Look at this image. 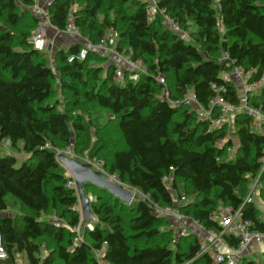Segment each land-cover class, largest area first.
I'll list each match as a JSON object with an SVG mask.
<instances>
[{"label":"trees","instance_id":"16d2710c","mask_svg":"<svg viewBox=\"0 0 264 264\" xmlns=\"http://www.w3.org/2000/svg\"><path fill=\"white\" fill-rule=\"evenodd\" d=\"M35 2L0 0V137L13 147L22 141L27 156L18 166L17 156L0 147V235L8 253L0 264H18L19 253L27 264H101L97 251L105 242L108 264H217L216 250L204 251L197 234L173 242V219L156 211L174 205L232 247L240 237L222 233L221 207L241 210L252 230L264 232L263 210L246 202L255 180L264 198V134L255 129L256 116L236 115V145L230 122L213 126L218 110L203 118L184 102L193 92L208 107L216 83L227 99L241 103L225 76L236 66L254 70L250 81L264 72V0H219V9L215 0H159L180 30L160 15L150 17L144 0H41L60 31L70 16L92 43L113 28L118 52L146 67L137 78L126 71L123 81L114 79L118 66L106 65L102 51L70 61L81 42L58 48L52 59L31 42L39 22L31 10ZM160 74L165 84L156 79ZM248 104L264 113V87ZM100 110L103 125L96 122L100 116L92 118ZM113 124L115 130L108 128ZM72 142L78 156L99 159L109 176L143 195L126 203L85 184V191L99 193L90 201L93 227L85 226L79 244L69 228L82 220L78 192L55 152ZM238 259L264 264V252L261 263Z\"/></svg>","mask_w":264,"mask_h":264},{"label":"built area","instance_id":"2783aa9c","mask_svg":"<svg viewBox=\"0 0 264 264\" xmlns=\"http://www.w3.org/2000/svg\"><path fill=\"white\" fill-rule=\"evenodd\" d=\"M147 2V12L150 15V17H155L157 15L163 16L165 21L169 23L175 30H180V26L176 23H173L172 20L165 14V10L160 8L158 5L159 0H144ZM219 1V0H215ZM31 10L38 16L39 22L38 27L35 31L31 34L29 37L30 41L34 44H37V47L40 46V44H44L47 40V33L48 28L51 27L55 31H60L56 26L51 24L50 16L48 13V10L45 6L41 3V0H36L35 4L31 6ZM64 32L70 34L73 37L81 38L82 34L79 30V28L76 26L74 17L70 16L68 18V22L66 25V28L63 30ZM61 32V31H60ZM116 35V32L113 28H110L106 31V33L103 35V37L95 43L90 42L89 40L83 38L86 43L81 48L79 54L77 57L70 56L69 60L73 61L76 58L79 59H85L88 55L90 50H106L108 49V45L110 42H112V37ZM116 53V51H115ZM119 55V54H118ZM126 71L129 72L132 78H137L139 72H146V67L143 65L142 60H126L125 66H119L114 74V79L117 81H123L126 76ZM235 72L243 78L244 80V97L241 99V103L239 105L235 104L231 100L227 99L224 95L225 87L219 86L216 83H212V88L215 92V95L210 100L209 106L205 107L197 102L195 95L193 96L194 99L197 102L198 107L203 110V118H210L213 115L214 110H218L217 117L213 120V126L219 127L224 125L228 122H234L236 115L239 112L246 111L248 113H251L256 116V125L264 126V113L260 108L252 107L248 104L249 96H251L254 93L259 92L264 87V72L262 73L261 77L256 81H250L254 70L250 69L246 71L241 66L235 67ZM227 79H229L228 75L225 76ZM156 79L165 84L166 79L163 75H157ZM166 96H169V91H166ZM184 102H188L191 104L190 97H186L184 99ZM264 134V132H262ZM219 145H224V141L221 140L218 143ZM12 146V141L10 138H1L0 137V147L2 148V151L5 152L4 149H7ZM72 147L71 145H67L64 149L55 148L56 155L58 156L61 153H64L65 155L70 156L72 154L71 152ZM262 163V171L264 170V147H263V153L262 157L260 159ZM100 168L102 169L103 164L102 162H99ZM95 167L99 168L96 163H93ZM169 177L165 176V180H168ZM70 185H75V181L73 180L70 182ZM256 192V185L252 192L248 194L246 197V202H253L255 201L254 195ZM182 200H185V197H182ZM79 209L82 214L81 205L79 204ZM156 213L162 215V216H172L181 218L182 213L180 211V208L178 205L174 206H167V207H161L158 208ZM83 218V215H82ZM216 219L219 220L220 224L223 226L224 232H229L237 235L240 237V243L239 246L236 247H229V250L227 251H216L214 254V262L217 264H237L238 258L242 257L245 253V251L249 248V246L254 243H261L264 242V232H260L258 230H252L251 229V221L246 220L242 217L241 210H235L233 211L230 207H221L216 215ZM79 226L75 228L69 227L72 231L76 233L74 238V244H79L83 240V234L81 233V228ZM89 227H93L92 224L89 225ZM208 233L212 236V244L216 243L220 238L221 235H218L215 231L209 230ZM185 232L182 231V235H184ZM179 236H175L173 242L175 243L178 240ZM203 249L204 251L207 250L211 244H208L207 242H203ZM108 246V243H104V247L102 250L97 251V256L99 260H101V264H108L104 262V253ZM8 257V253L4 247L2 236L0 235V260H5Z\"/></svg>","mask_w":264,"mask_h":264},{"label":"rangeland","instance_id":"374dc122","mask_svg":"<svg viewBox=\"0 0 264 264\" xmlns=\"http://www.w3.org/2000/svg\"><path fill=\"white\" fill-rule=\"evenodd\" d=\"M43 6H44V3H43ZM214 6L219 9V3L217 1L214 2ZM161 17L163 18V20H165L163 16H161ZM181 32H183V31H181ZM184 33H185V36H189V34H190L189 31H185ZM51 34H53V35H50V38L48 37V39L51 40V44H49V45L47 44L45 46V44H42L41 43L40 46H38L39 48H41L42 50H44V51L47 52L48 57L50 59L53 58V54L57 50V46L59 44L62 45L64 43L69 42L70 41V37L69 36H71L70 34L64 32V31H61V32L58 31L57 32V30L56 31H51ZM112 38H113L112 39V42L109 43L108 49L102 50V53L104 55H106L107 58H108L105 64L107 65L109 63H114L118 67L119 66L124 67L126 60H129L130 57L128 55H126L125 53L118 52V50L116 48V44H117V41H118L117 34L115 36H113ZM50 40H49V42H50ZM46 42H48V40H46ZM35 45L37 46V44H35ZM53 50H55V51L52 52ZM115 51H116V53H115ZM229 75H230V78L232 79V81L235 83V85H236V87L238 89V92H239V96L242 99L244 97V80H243V78L240 77L235 72V69L231 73H229ZM193 96H194V93L193 92H190L188 94V97H190V99H191V104H189L188 102H185V104L188 105L190 108L192 106V108H194L196 110L197 114L200 117H202L203 110H201L198 107L197 102H196V100L194 99ZM96 116H100L98 119H96V122L98 124H100V125L106 124V121H105L106 113L105 112H103L101 110H100V112H93L92 113V118H96ZM108 128H110L112 130H115L116 129L115 128V124L109 125ZM255 129L257 131L264 132V126L256 125L255 126ZM228 133H229L230 136L233 137L234 143L236 145H238V140H237V137L235 136L236 133H235L234 122H230L229 128H228ZM73 144H74V142H72V144H71V147H72L71 152H72V154H70V157L76 158V159L80 160L81 162H91L92 165H93V163H96L97 166H99V168L95 167V165H93V167L95 169H97V170L103 171L105 174L108 175L107 171L103 167H102V169L100 168L101 166H100L99 162H102V161H100L99 159H96L94 161H91L90 158H89V155L87 154V152H86V155L85 156H78L75 153L74 149H73V147H74ZM4 150L7 153H12V154H14V155L17 156V158H18L17 165L18 166L21 165L22 161L26 158V153L23 150V142L22 141L19 142V147H13V146H11V147H9L7 149H4ZM233 155H234V153L232 151L230 153V156H233ZM109 178L112 179V180H114V181H116V182H118V183H121L116 176H110ZM123 185L128 190H131V191L134 192V194H135V198L133 200L134 202L136 200H138V199H140V198L143 197L142 193L140 191H138L137 189L132 188L131 186H129L128 184H125V183H123ZM255 185H256V192H254L255 193L254 199L257 202L258 206L264 212V198L259 194L260 187L257 185V180H255L254 182H251V184H250V192L253 191ZM86 193H87L86 195L90 198V201H91V200H96L97 199V195H98L99 192L96 189H89V188H87L86 189ZM167 217H170V218L173 219V221H172L173 224L171 226H169V229H173L174 234H175L174 236H177V237L180 236L181 237V236L187 235L189 233H195V234H197L200 237V239L202 240V243L203 242H205V243L207 242L206 239H208L209 237L207 236L206 230L199 223H197L194 219H192L191 217L186 216V215H183V214H182V217L181 218H177V217L174 218L172 216H167ZM90 224L91 223H90L89 220H85L84 218H82L81 223H80V226H81L80 228H81V233L82 234H83V230H84L85 226H89ZM182 231L185 232L184 235H182ZM263 252L264 251L255 253L250 248V249H247L245 251L244 255L245 256H249V257L253 258L254 260H256L257 262H260L261 263V260L263 258ZM17 256H18V264H27L26 263V260H25V258L23 256V254H20L19 253V254H17ZM239 263H240V261H239Z\"/></svg>","mask_w":264,"mask_h":264},{"label":"water","instance_id":"95a60500","mask_svg":"<svg viewBox=\"0 0 264 264\" xmlns=\"http://www.w3.org/2000/svg\"><path fill=\"white\" fill-rule=\"evenodd\" d=\"M57 158L67 168L75 181V188L78 192L82 215L85 220L95 218L91 209L90 198L86 195L85 184L107 189L126 203H132L134 200L135 194L133 191L128 190L122 183L110 179V176L103 171L95 169L91 162H81L64 153L59 154Z\"/></svg>","mask_w":264,"mask_h":264},{"label":"crops","instance_id":"0c3cea01","mask_svg":"<svg viewBox=\"0 0 264 264\" xmlns=\"http://www.w3.org/2000/svg\"><path fill=\"white\" fill-rule=\"evenodd\" d=\"M51 31H55L54 29H52L51 27L50 28H48V33H47V40H48V42H46L45 41V46L48 44H51V40L50 39H48V37L50 38V35H53V34H51ZM70 37V41L69 42H67V43H64V44H62V45H58L57 46V49L58 48H62V47H66V46H69L70 44H74V43H77V42H81V43H83V45L86 43V41L81 37V38H76V37H73V36H69ZM49 40H50V42H49ZM53 43V42H52ZM55 50H53L52 52H54ZM228 77H229V79L230 80H232L231 78H230V75L228 74ZM27 157V156H26ZM207 232V231H206ZM207 236L209 237L208 239H206L207 240V243L208 244H211L210 246V249H211V251L212 250H216V251H227V250H229V245L222 239H219L216 243H214V244H212L211 242H212V240H211V235L207 232ZM214 248V249H213ZM251 248V250L253 251V252H255V253H258V252H261V251H264V242H261V243H257V242H254V243H252L250 246H249V248L248 249H250Z\"/></svg>","mask_w":264,"mask_h":264}]
</instances>
